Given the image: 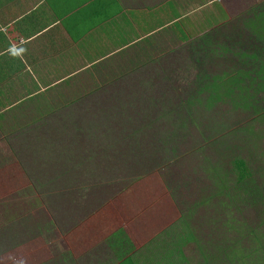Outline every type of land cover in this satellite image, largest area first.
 <instances>
[{
  "label": "rangeland",
  "instance_id": "374dc122",
  "mask_svg": "<svg viewBox=\"0 0 264 264\" xmlns=\"http://www.w3.org/2000/svg\"><path fill=\"white\" fill-rule=\"evenodd\" d=\"M263 1L179 0L225 11L202 30H212L208 46L204 33L145 78L61 89L55 103L1 120L0 264H119L183 220L196 237L185 247L194 262L197 242L218 254L259 243L264 201L232 199L231 167L240 156L260 160L255 173L264 168V123L230 102L188 99L203 69L248 68L236 54L248 42L246 13Z\"/></svg>",
  "mask_w": 264,
  "mask_h": 264
},
{
  "label": "crops",
  "instance_id": "0c3cea01",
  "mask_svg": "<svg viewBox=\"0 0 264 264\" xmlns=\"http://www.w3.org/2000/svg\"><path fill=\"white\" fill-rule=\"evenodd\" d=\"M201 6L0 0V121L18 118L25 107L55 103L61 89L90 81L109 86L130 74L145 78L161 57L204 34Z\"/></svg>",
  "mask_w": 264,
  "mask_h": 264
},
{
  "label": "trees",
  "instance_id": "16d2710c",
  "mask_svg": "<svg viewBox=\"0 0 264 264\" xmlns=\"http://www.w3.org/2000/svg\"><path fill=\"white\" fill-rule=\"evenodd\" d=\"M216 10L218 13H211L209 9L202 13L204 29L213 28L214 30L225 19V11L221 7H217ZM246 14L243 25L249 32L248 42L242 44L241 50L237 51L236 55L243 63L247 62L248 68L216 76H209L203 69L196 78L199 81L193 88L188 101L193 104H205L208 105L207 107L224 101L230 102L233 106L242 107L252 113L253 121L264 123V1L249 9ZM212 30L204 32L206 38L201 42L204 47L210 44L208 38L212 35ZM205 94L207 98L203 103L200 96ZM255 124L249 125L248 130L255 133L254 137L257 140ZM253 162H260V160L253 161L252 157L240 156L233 158L231 171L234 177L232 189L234 195L232 199L245 198L244 200L250 203L264 201V180L260 182L257 176L259 174L260 178L264 179V168L260 167L255 173ZM255 233H258L257 230ZM166 234L168 235L166 238H160L148 247L139 249L119 264H264L263 237L259 238L260 242L254 244L251 250L245 251L235 247L229 253L227 249L220 254L205 253L202 244L197 242L201 252L200 260L194 262L185 250V247L196 238L187 221L183 220L179 226H175Z\"/></svg>",
  "mask_w": 264,
  "mask_h": 264
}]
</instances>
